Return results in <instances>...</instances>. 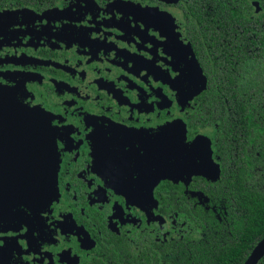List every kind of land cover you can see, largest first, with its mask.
Returning a JSON list of instances; mask_svg holds the SVG:
<instances>
[{"label": "flooded vegetation", "instance_id": "flooded-vegetation-1", "mask_svg": "<svg viewBox=\"0 0 264 264\" xmlns=\"http://www.w3.org/2000/svg\"><path fill=\"white\" fill-rule=\"evenodd\" d=\"M0 86L56 173L0 159V264H134L264 181V0H0Z\"/></svg>", "mask_w": 264, "mask_h": 264}, {"label": "trees", "instance_id": "trees-1", "mask_svg": "<svg viewBox=\"0 0 264 264\" xmlns=\"http://www.w3.org/2000/svg\"><path fill=\"white\" fill-rule=\"evenodd\" d=\"M5 87L0 89L4 90ZM25 109L37 114V109L19 102ZM237 191L227 192L229 215L221 223L210 212L208 226L197 237L175 240L163 249L161 255L147 254L134 264H244L246 258L264 236V181L247 182L240 176ZM238 178V179H239ZM262 180V179H260ZM264 180V178H263ZM216 231V233L214 232ZM258 264H264V257Z\"/></svg>", "mask_w": 264, "mask_h": 264}, {"label": "water", "instance_id": "water-1", "mask_svg": "<svg viewBox=\"0 0 264 264\" xmlns=\"http://www.w3.org/2000/svg\"><path fill=\"white\" fill-rule=\"evenodd\" d=\"M15 91V89H13V91L0 89V158H3L6 154L4 148L7 147L9 150L10 148L15 147L14 138L17 136V134L19 137L18 139H20L21 131H27L29 130V127H33L36 136L35 143L38 146L36 160L40 159L42 161H46L47 165L42 169V171L39 169V176L36 180H30L26 183L31 184V182L36 181V184H44L47 189H50V193L52 194V190L56 183L53 151L48 158L46 152H44V150L41 148L44 134L39 132L38 124L36 123L37 119L27 110V108L25 109L18 102ZM36 160H34V163ZM2 162H4V160H2ZM27 176H29V173ZM263 257L264 236L254 246L246 258L244 264H258Z\"/></svg>", "mask_w": 264, "mask_h": 264}, {"label": "rangeland", "instance_id": "rangeland-1", "mask_svg": "<svg viewBox=\"0 0 264 264\" xmlns=\"http://www.w3.org/2000/svg\"><path fill=\"white\" fill-rule=\"evenodd\" d=\"M18 138L17 134L14 138L15 147L9 150L7 147L4 148L6 154L3 158H0L1 161L4 160V170L1 176L8 178L6 184L9 187H14L15 185L20 186L27 181L36 180L39 176L40 165L36 160L38 146L35 143L36 136L34 128L29 127V130L21 131L20 139ZM34 158L36 160L35 163ZM28 173L29 176H27Z\"/></svg>", "mask_w": 264, "mask_h": 264}]
</instances>
